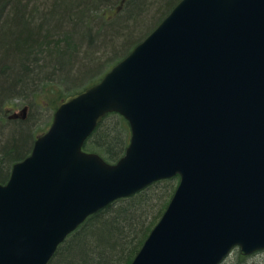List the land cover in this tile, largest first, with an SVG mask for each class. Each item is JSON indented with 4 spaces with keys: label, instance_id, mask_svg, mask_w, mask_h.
<instances>
[{
    "label": "water",
    "instance_id": "water-1",
    "mask_svg": "<svg viewBox=\"0 0 264 264\" xmlns=\"http://www.w3.org/2000/svg\"><path fill=\"white\" fill-rule=\"evenodd\" d=\"M110 112L131 130L116 163L83 148ZM176 175L131 264L264 249V0H181L100 82L68 96L0 182V264H48L89 216Z\"/></svg>",
    "mask_w": 264,
    "mask_h": 264
},
{
    "label": "trees",
    "instance_id": "trees-1",
    "mask_svg": "<svg viewBox=\"0 0 264 264\" xmlns=\"http://www.w3.org/2000/svg\"><path fill=\"white\" fill-rule=\"evenodd\" d=\"M179 1L132 0L116 14L111 10L122 0H0V107L11 97L37 101L45 95L55 113L68 96L98 83ZM108 11L113 14L106 17ZM108 57L113 62L104 61ZM99 66L102 71L93 73ZM10 123L13 140L10 145L6 142L0 160V182L8 180L13 165L31 153L36 140L28 151H20L23 133H35L32 123L19 118ZM130 135L127 119L111 112L87 139L84 150L115 163L125 154ZM179 179L156 181L89 216L48 264H131L166 210ZM254 256L237 249L235 264H259Z\"/></svg>",
    "mask_w": 264,
    "mask_h": 264
},
{
    "label": "rangeland",
    "instance_id": "rangeland-1",
    "mask_svg": "<svg viewBox=\"0 0 264 264\" xmlns=\"http://www.w3.org/2000/svg\"><path fill=\"white\" fill-rule=\"evenodd\" d=\"M131 1L132 0H122V4L120 3L121 5L116 7L115 9L116 11L115 10H111V11L116 12V14L122 13L126 5L129 4ZM171 8H169L168 11L165 12L161 17L163 18L169 12ZM111 14H113V12H109V11L105 12L106 17H109ZM120 18H122L123 20L122 16ZM160 18L156 21L153 27L149 29L148 33L162 19ZM148 33H146V35ZM124 53L125 52H123L122 54ZM104 61L109 62V61H112V59L108 57ZM104 64L106 63L104 62L103 66ZM106 65L104 67H107ZM102 69L103 67L99 66L93 73H96V72L98 73L102 71ZM90 77L97 78L95 77V75H90ZM21 99L23 98H20V99L15 98V97L8 98L7 100L4 101V104H2L0 107V154H1V158L4 157V151H5L4 148H5L6 142H8V145H10L13 140V138L10 139V133H9V129L12 124L10 122L12 120L19 118L22 120H30V122L32 123L31 127L34 129L35 133H26V132L23 133V137H22L23 146L21 145L20 151H24V153L31 148L32 139H36L40 135H42L45 131H47V129L50 127L52 123L54 111L51 109L52 107H50L51 103L48 104L49 99L45 97V95L39 96L37 98V101H33V100L31 101L30 99L29 100L28 99L21 100ZM24 109H26L25 112H24ZM8 165L5 167H8ZM235 249L220 264H224V263L225 264H235L236 263L235 252L237 251L238 248L236 250ZM253 254L255 255L253 259L259 262V264H264V250L257 251Z\"/></svg>",
    "mask_w": 264,
    "mask_h": 264
}]
</instances>
